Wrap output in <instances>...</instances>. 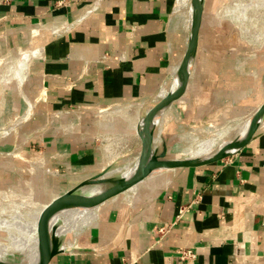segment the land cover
<instances>
[{
    "label": "crops",
    "instance_id": "crops-1",
    "mask_svg": "<svg viewBox=\"0 0 264 264\" xmlns=\"http://www.w3.org/2000/svg\"><path fill=\"white\" fill-rule=\"evenodd\" d=\"M185 4V0H0V70L3 63L13 80L7 93L0 92V111L10 114V126L30 112L29 120L10 134L29 128L27 141L7 145L5 153V146L0 148V183L11 180L5 171L8 163L35 164L30 160H37L34 154L24 155L35 140L44 141L43 151L37 153L45 172L24 194L0 184L4 208L19 202L14 195L50 203L81 193L84 184L120 165L136 146L148 108L160 103L157 96L177 70L187 35ZM208 4L218 8L223 0L201 2L199 50L205 37L209 44L223 45L222 28L203 30ZM237 37L235 32L228 36L232 43ZM29 48L33 49L20 84L6 61ZM197 60L187 94L178 105L175 127L181 121L196 125L200 118L199 126L207 125L217 111L216 107L212 111V96L223 91L218 86L222 74L207 79L203 55ZM6 79L0 76V85L9 82ZM259 102L251 106L256 108ZM133 104H139L135 114L123 109ZM78 108L83 110L77 112ZM111 113L132 120L123 132L135 137L124 155L108 162L93 143L99 125L93 121L98 114ZM58 114L65 116L55 118ZM41 118L47 119L44 125L31 127ZM135 123L137 132L132 128ZM107 127L110 132L118 129L111 121ZM107 206L81 240L54 248L64 253L47 264H264V133L232 157L173 170L141 189L132 202Z\"/></svg>",
    "mask_w": 264,
    "mask_h": 264
},
{
    "label": "rangeland",
    "instance_id": "rangeland-1",
    "mask_svg": "<svg viewBox=\"0 0 264 264\" xmlns=\"http://www.w3.org/2000/svg\"><path fill=\"white\" fill-rule=\"evenodd\" d=\"M212 1L213 0H210V3H212ZM215 7L210 4L207 5L204 15L205 21L203 23V30L216 31L222 28L224 31L223 45L217 43L218 46H214V42L209 44L210 38L205 37L203 39L202 48L198 53V59L203 55L206 62L204 68L208 74L207 79L215 78L219 76L220 73L222 74L220 77L221 84L219 82L218 86L223 91L220 95L219 92H217V95L212 96L214 102L212 111L215 110L214 107L217 108V111L213 114V118L210 120L211 122L209 124L199 126L202 122V118L196 120L198 123L196 125L187 124L186 126L185 121H179L180 123L175 127L176 132L175 138L172 141L173 143L171 144L172 147L169 150L170 157L181 159L187 156L189 151L186 149L189 145L187 139L192 134L208 137L211 135L210 132L212 133L214 130L221 129L222 127L229 128L231 125H236L262 112L261 109L259 113H253L257 107L254 108L251 105H253L254 102L256 103L257 99H260L258 105L264 101V0H223L222 6H218V8ZM217 13H219L218 16H216ZM233 32L238 36L236 43H232L228 38L229 34ZM217 36L220 37L219 34H217ZM218 39L220 41V38ZM0 76L2 78L6 77V80L9 81L0 85V92L7 93V91L12 88L13 80L9 79V69L3 66V63ZM138 108L139 104L123 107L126 111H134L138 110ZM82 110L83 109L78 108L77 112ZM70 111L71 110H68L67 112ZM207 112H209V110H207ZM260 115L262 121H264V112ZM63 116L65 115L58 114L55 118L60 119ZM10 117L9 113L3 114V112L0 111V129L10 126ZM34 120L31 122V127L33 125L37 126V124L44 125V120L47 119L41 118L40 123H34ZM110 121L115 122L118 128L117 131H108L107 123ZM93 122L95 124L94 126L99 124L96 126V131L94 130L95 133H93V143L101 150L102 155L106 157V161H113L127 152L135 136L130 132L124 133L123 131L131 125L132 120L127 121L111 113L98 114ZM233 128L230 130H233ZM18 132L17 135L15 134L16 136L11 137V135H8L7 137L0 138V148L3 149V146H5L2 152L5 153L8 150L6 147L7 145H9V148L16 146L18 140L21 142L27 141L29 136L26 134L29 132V128H25ZM43 143L44 141L41 139L35 140V143H31L25 150L24 155L34 154L36 156L37 160L30 159L32 162H35V164L24 162L21 163L20 166L13 165L12 163L5 165V171L8 173L7 178L11 180L0 184L2 186H9L10 188L12 187L19 191L20 194H24L25 191H30L32 188L31 185L33 186L37 178L45 176L44 164L42 163L44 161L38 155L39 152L43 151ZM176 149L181 150V152L176 153ZM76 194H79V192ZM3 198L4 197H0V208L5 207L2 204ZM14 198L19 200V202L34 201L30 199L28 195H21L20 197L14 195ZM19 202L17 201V204H19Z\"/></svg>",
    "mask_w": 264,
    "mask_h": 264
},
{
    "label": "bare ground",
    "instance_id": "bare-ground-1",
    "mask_svg": "<svg viewBox=\"0 0 264 264\" xmlns=\"http://www.w3.org/2000/svg\"><path fill=\"white\" fill-rule=\"evenodd\" d=\"M189 25L190 24L188 22L187 26ZM32 49L33 48L25 49L19 57H9L8 60L6 59V65L12 67L13 78H16L20 84L23 82V75L25 73V69L27 67L28 59L32 52ZM176 74L177 70L163 86L160 94H156L158 95L156 100L161 102L154 109L153 107L148 108L147 116L140 122L139 135L145 133L152 126H156L160 123V121L158 122L159 116L163 112V108H161L162 106L160 104L163 102L162 100L173 93L177 88L178 83ZM262 112H264L263 109ZM260 114L253 115L236 125L229 126V128L222 127L221 129L214 130L212 131V133L210 132L211 135L208 137H201L194 134L190 135L187 139L189 145L186 148L189 150L188 161L191 164L206 163L215 161L225 155L235 153V151L242 144L248 141L252 136L264 131V121H262ZM136 125V123L135 125L133 124L132 128L134 131H136ZM232 128L233 130H230ZM158 146L159 135H155L149 146L148 157H151L155 154V150ZM175 152L179 153L181 152V150L176 149ZM138 166L139 159L135 160L132 165L126 169H111L101 176L84 184L80 188L81 193H68L62 197H59L55 201H52L53 203H55L65 201L74 197L87 198L99 195L108 188L109 180L115 173L121 172L120 174H122V178L124 181H131L138 173ZM167 168L169 167L164 165H157L154 167L152 174L159 173ZM131 189H134V187ZM45 205V203H35L32 200L28 202H19V204H16L13 207L15 209L14 214H11L7 219H0V230L7 234L6 238L0 237V263L3 262V257L5 255L10 254V264H45V257H47V255H51V253H56V251H54V248H51L46 252H41L38 246L37 224L40 214ZM97 210L98 206L93 205H60L51 213L48 219L45 237H48L51 234V225L56 220H60L62 221V224L56 230V235L58 236L65 235L68 232L76 233L83 231L78 237L65 243V245L67 246H72L76 240H81L89 232V230L96 225L99 219ZM22 211H24L25 214Z\"/></svg>",
    "mask_w": 264,
    "mask_h": 264
},
{
    "label": "water",
    "instance_id": "water-1",
    "mask_svg": "<svg viewBox=\"0 0 264 264\" xmlns=\"http://www.w3.org/2000/svg\"><path fill=\"white\" fill-rule=\"evenodd\" d=\"M185 2L186 4L184 6V10L187 35L185 38L184 52L177 64V88L173 93L168 95L160 104L162 106L161 108H163V112L159 116L158 120V122L160 121V123L156 126H152L145 133L139 135L137 137V142L136 146H134V149L129 152L122 159L120 165L116 167V169L119 170L126 169L131 166L135 160L139 159L138 173L131 181H124L122 178V174H120L121 172L115 173L109 180L108 188L104 192L94 197H74L61 202H50L48 204L45 203L46 205L44 206V209L40 214L37 224V241L41 252H46L51 248L61 246L62 244L73 240L80 233L83 232H68L65 235L58 236L56 235V230L62 224V221L56 220L50 227L51 234L48 237H45L48 219L51 213L60 205L98 206L97 214L99 215L103 207L112 203L126 204L132 202L139 195L141 189H143L144 187H148L151 184L157 183L162 178H165L166 175L171 173L173 170L203 167L232 157L237 154L242 148H244L247 144H249L251 141L255 140L264 133V131L257 133L244 144H242L235 151V153L225 155L215 161L200 164H191L188 161V154L186 157L181 159L169 156V149L167 144L171 136L170 134L175 125L177 124L179 114L178 105H181V102L187 94L189 84L194 74L197 55L200 47L202 0H185ZM188 22L190 24L189 26H187ZM261 109L264 110V101L256 108L253 113H259ZM29 113L30 112H28L27 115L24 116L25 118L23 117L24 119H20L17 123H15V125L0 129V138H4L18 130L20 126H22V124L29 120ZM155 135H159V149L154 155L148 157L149 146ZM137 148L139 149L138 153L135 152ZM157 165H164L168 166L169 168L164 169L159 173L152 174L154 167ZM133 187L134 189H131ZM22 212L25 214L24 211ZM14 213V208H0V219H7L11 214ZM0 237L6 238L7 234L0 230ZM63 253H51V255H47V257H45L44 259L45 264H47L53 256ZM10 263L11 255L7 254L3 257V262L0 264Z\"/></svg>",
    "mask_w": 264,
    "mask_h": 264
},
{
    "label": "built area",
    "instance_id": "built-area-1",
    "mask_svg": "<svg viewBox=\"0 0 264 264\" xmlns=\"http://www.w3.org/2000/svg\"><path fill=\"white\" fill-rule=\"evenodd\" d=\"M7 1H9V0H7Z\"/></svg>",
    "mask_w": 264,
    "mask_h": 264
}]
</instances>
